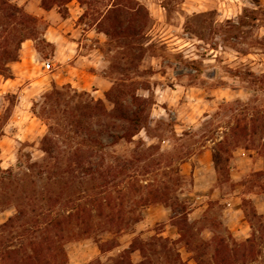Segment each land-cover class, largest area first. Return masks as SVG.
I'll use <instances>...</instances> for the list:
<instances>
[{"label": "rangeland", "instance_id": "1", "mask_svg": "<svg viewBox=\"0 0 264 264\" xmlns=\"http://www.w3.org/2000/svg\"><path fill=\"white\" fill-rule=\"evenodd\" d=\"M41 1L0 0V264H264V173L235 161L264 158V0H131L143 28L117 41ZM59 32L102 61L93 90L22 91L42 66L1 86Z\"/></svg>", "mask_w": 264, "mask_h": 264}, {"label": "crops", "instance_id": "2", "mask_svg": "<svg viewBox=\"0 0 264 264\" xmlns=\"http://www.w3.org/2000/svg\"><path fill=\"white\" fill-rule=\"evenodd\" d=\"M53 29L54 28L50 26L47 30V35H49ZM47 35L44 37L45 42L52 45L54 49L53 55L50 57V59L41 60L32 43L22 44L19 62L10 66V72L12 73L13 78L1 79V86L5 88H14L16 84H18L17 82L21 81L24 83L26 77L25 74L31 70L34 71L39 67L41 68L42 66L43 69H45L43 71L48 70L47 74L42 75L41 77L36 78L32 80V82L26 84L28 86H24L22 91L26 87L40 89L50 85L51 83L55 85H70L72 88H76L78 90L81 89L86 92L90 89L93 90V86H95L97 80L99 79V77L96 76L94 72H98L100 69H102L103 64L102 61H100L98 55L95 54L96 52L93 50L83 52L81 49V42L74 40L75 36L73 33L67 36L66 34L62 35L59 32L52 38L47 37ZM31 63L35 66L33 65L34 67H32ZM45 63L53 66V69H47L44 66ZM99 84H101L98 86L100 89L99 91L106 90L108 85L105 80H101ZM170 91L174 94H177L179 99L182 97V94H185L180 90L170 89ZM214 96L215 98L213 97L214 99H212L211 102L217 98H225L226 93H223L222 91H215ZM161 109V111H165L163 108ZM177 128L183 129L184 127L177 126ZM211 145H214V143L211 142ZM202 149L205 151H203V153L199 155L198 158L210 157V151L206 150L205 147H202ZM235 161L238 162V164L246 165V169H244L243 172L261 171L264 173V158L256 157L254 155L251 157L248 155H243V157L236 159ZM257 197L259 198V196ZM258 212L259 214L264 213L263 210Z\"/></svg>", "mask_w": 264, "mask_h": 264}, {"label": "trees", "instance_id": "3", "mask_svg": "<svg viewBox=\"0 0 264 264\" xmlns=\"http://www.w3.org/2000/svg\"><path fill=\"white\" fill-rule=\"evenodd\" d=\"M65 1L66 0H42L41 4L42 7L47 10L50 9L51 4H56V2L63 3ZM77 1L80 5L91 7L90 10L94 13V15L100 17L99 19H97V26L100 32H102L107 38L111 40L117 41L119 38L128 39L131 36L134 37L140 34L143 28L141 25L136 29L134 21H136L137 19V14L145 11L143 8L135 7L131 0H112L109 5L103 6L108 8L106 9L104 15H101L102 13L98 9V5H102L101 3L94 0ZM131 98L132 101H135L134 97ZM137 111L133 112L132 118L125 117L123 120L129 122L130 124H134L135 127L138 126L141 122V119L139 118V116H137Z\"/></svg>", "mask_w": 264, "mask_h": 264}, {"label": "built area", "instance_id": "4", "mask_svg": "<svg viewBox=\"0 0 264 264\" xmlns=\"http://www.w3.org/2000/svg\"><path fill=\"white\" fill-rule=\"evenodd\" d=\"M44 66L48 69L50 67V64L45 63Z\"/></svg>", "mask_w": 264, "mask_h": 264}]
</instances>
